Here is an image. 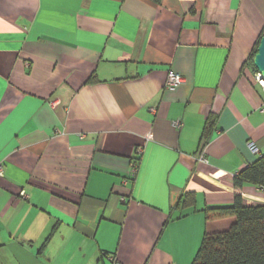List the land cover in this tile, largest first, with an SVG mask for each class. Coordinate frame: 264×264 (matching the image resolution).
<instances>
[{
    "label": "crops",
    "instance_id": "crops-1",
    "mask_svg": "<svg viewBox=\"0 0 264 264\" xmlns=\"http://www.w3.org/2000/svg\"><path fill=\"white\" fill-rule=\"evenodd\" d=\"M263 28L264 0H0V264H191L204 208L264 205L233 185Z\"/></svg>",
    "mask_w": 264,
    "mask_h": 264
},
{
    "label": "trees",
    "instance_id": "trees-1",
    "mask_svg": "<svg viewBox=\"0 0 264 264\" xmlns=\"http://www.w3.org/2000/svg\"><path fill=\"white\" fill-rule=\"evenodd\" d=\"M262 34L242 67H249L252 74L257 73L252 59ZM211 128V122H208L207 129ZM233 185L237 189L248 185L264 190V154L235 175ZM176 206L180 209L193 208L194 195H182ZM202 213L208 223L217 218H231L233 222L221 231L206 230L191 264H264V205H245L243 198L236 195L232 205L204 208Z\"/></svg>",
    "mask_w": 264,
    "mask_h": 264
},
{
    "label": "built area",
    "instance_id": "built-area-1",
    "mask_svg": "<svg viewBox=\"0 0 264 264\" xmlns=\"http://www.w3.org/2000/svg\"><path fill=\"white\" fill-rule=\"evenodd\" d=\"M254 79L257 85L262 89L264 93V79L261 77V75L258 72L254 75ZM182 83H183V78L178 73L174 71H169L168 76H167V82L165 85L167 89L173 90ZM174 126L180 127V123L175 122ZM247 148L252 154L260 156L259 148L256 147L253 142L248 143ZM2 169H3V166L0 163V175H2Z\"/></svg>",
    "mask_w": 264,
    "mask_h": 264
},
{
    "label": "water",
    "instance_id": "water-1",
    "mask_svg": "<svg viewBox=\"0 0 264 264\" xmlns=\"http://www.w3.org/2000/svg\"><path fill=\"white\" fill-rule=\"evenodd\" d=\"M252 63L257 72L264 79V33L260 38L256 54L252 59Z\"/></svg>",
    "mask_w": 264,
    "mask_h": 264
},
{
    "label": "rangeland",
    "instance_id": "rangeland-1",
    "mask_svg": "<svg viewBox=\"0 0 264 264\" xmlns=\"http://www.w3.org/2000/svg\"><path fill=\"white\" fill-rule=\"evenodd\" d=\"M244 202V201H243ZM225 219H228V218H222V219H219V218H217V219H213V220H210L209 221V223H210V225H209V231L211 232L212 231V229H214V227L212 226V223H215V222H218V221H220V220H225ZM228 223L227 222H225L224 224H223V226H226ZM227 228V227H226ZM216 232V231H215ZM182 262H184V260H182ZM181 262V263H182Z\"/></svg>",
    "mask_w": 264,
    "mask_h": 264
}]
</instances>
